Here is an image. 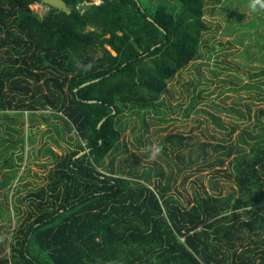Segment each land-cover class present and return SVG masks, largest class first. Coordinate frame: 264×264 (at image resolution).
<instances>
[{"label": "trees", "instance_id": "obj_1", "mask_svg": "<svg viewBox=\"0 0 264 264\" xmlns=\"http://www.w3.org/2000/svg\"><path fill=\"white\" fill-rule=\"evenodd\" d=\"M64 1L69 12L50 7L40 15L31 6L43 0H0V115L13 111L23 125L48 111L62 121L49 123L62 139L68 129L75 141L61 154L46 148L54 158L46 183L27 194L28 213L9 253L0 248V264H264V108L255 113L259 132H247L249 140L240 134L238 145L207 164L230 158L236 186L228 194L195 190L185 203L173 193V173L166 182L160 167L159 180L153 167L125 177L116 157L108 161L129 120H141L147 130L148 117L155 125L167 121L169 83L201 57L210 30L206 0ZM244 88H258L264 100V82ZM236 110L225 109L244 117ZM183 112L188 117L191 109ZM37 128H28L31 143ZM188 140L168 134L159 147L169 156V150L188 147ZM8 142L0 135V145ZM209 146L200 143L199 158ZM21 165V158H6L0 169ZM14 172L0 187L11 185ZM0 209V220L12 219L7 205L0 202Z\"/></svg>", "mask_w": 264, "mask_h": 264}, {"label": "rangeland", "instance_id": "obj_2", "mask_svg": "<svg viewBox=\"0 0 264 264\" xmlns=\"http://www.w3.org/2000/svg\"><path fill=\"white\" fill-rule=\"evenodd\" d=\"M100 2L101 0L91 1ZM253 3L254 8L251 7ZM261 5H264V0H206L204 18L210 30L202 38L201 57L182 69L169 83L168 93L164 95L169 111L167 121L155 125L153 119L148 117L147 130L141 120H129L119 150L108 158L110 161L116 157L115 165L122 166L125 177L141 176L144 171L153 167L154 180H159L161 178L155 174V170L160 167L166 175L165 179L162 178L164 182L173 173V193L179 195L185 203L192 199L195 190L202 194L205 191L210 194L218 191L222 194L233 192L236 185L230 158L224 165L216 163L207 167V164L226 153L227 147L238 145L241 142L240 134H244L249 140L247 132H259V127L255 124V113L264 108L263 92L258 88L246 89L244 86L247 83L257 85L264 82V74L251 76L264 70V7ZM31 8L40 15H45L50 6L37 3ZM249 106L252 108V117L248 115ZM187 108L191 109L188 117L183 112ZM229 108L237 109L236 111L240 109L244 117L225 111ZM37 114L38 121L29 122L27 118L23 125L22 117L13 111L7 112L6 117L18 118L17 123L9 122L5 116L0 115V135L9 139L8 143L0 145V154L3 155L0 157V165L6 158L12 162L18 158L22 161L21 166L10 167L9 170L0 169V182L8 173L11 175L13 169H17L16 173H12L14 179L11 185L7 188L0 187V202L7 205L13 216L11 220H0V248H4V254L9 253L13 233L28 213L27 194L46 183L47 173L52 166L49 163L54 160L50 153H46V148L61 154L69 149L68 143H75L74 140L71 141L73 132L67 129L62 139L57 127L49 124H62L61 120L50 116L48 111L39 110ZM45 117L50 120L45 122ZM213 117H219L225 126L217 125ZM34 124H39V128L34 130L37 134L35 141L31 143L27 133L30 125ZM8 125L17 131L9 130ZM233 127H236L235 131ZM64 128L66 129L65 126ZM160 128L165 130H159ZM168 134L189 137V146L175 152L169 150V156L160 151L158 156L149 158L146 148L152 144L159 146ZM139 136L141 143L137 140ZM22 137H25L23 142L19 141ZM54 139L59 145L54 143ZM200 143L212 146L208 147L205 157L199 158ZM12 144L13 147L8 148ZM217 145L226 148L215 151L214 146ZM243 145L249 149V145ZM5 150L6 153L2 154ZM12 150L15 151L14 155L10 154ZM190 158L192 163L189 162ZM133 169L138 171L136 175L130 174ZM100 170L105 171L103 168ZM213 184L218 187L217 191L211 188ZM7 194L8 201L5 198ZM16 208L20 209L19 214H13Z\"/></svg>", "mask_w": 264, "mask_h": 264}, {"label": "water", "instance_id": "obj_3", "mask_svg": "<svg viewBox=\"0 0 264 264\" xmlns=\"http://www.w3.org/2000/svg\"><path fill=\"white\" fill-rule=\"evenodd\" d=\"M43 3L50 7L64 9L67 12L70 11L69 7L67 6V3L64 0H43Z\"/></svg>", "mask_w": 264, "mask_h": 264}, {"label": "clouds", "instance_id": "obj_4", "mask_svg": "<svg viewBox=\"0 0 264 264\" xmlns=\"http://www.w3.org/2000/svg\"><path fill=\"white\" fill-rule=\"evenodd\" d=\"M251 7H255V3L251 5ZM261 7H264V5H261ZM146 150L149 153V158H154L159 155L161 148L158 145L152 144L146 148Z\"/></svg>", "mask_w": 264, "mask_h": 264}]
</instances>
